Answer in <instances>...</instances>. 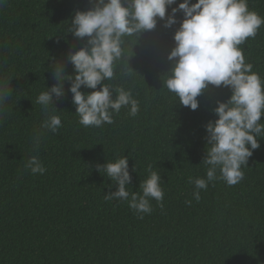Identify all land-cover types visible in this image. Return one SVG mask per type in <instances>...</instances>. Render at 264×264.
Returning <instances> with one entry per match:
<instances>
[{
  "label": "trees",
  "instance_id": "16d2710c",
  "mask_svg": "<svg viewBox=\"0 0 264 264\" xmlns=\"http://www.w3.org/2000/svg\"><path fill=\"white\" fill-rule=\"evenodd\" d=\"M91 7L89 0L0 5V82L12 89L0 118V264H264V136L257 137L260 147L242 167L239 183L217 179L200 190L199 201L193 197L189 177L206 179L209 167L202 163L209 148L205 126L217 119L216 102H227L232 93L210 85L193 111L163 86L179 23L165 28L157 18L154 30L124 37L115 76L103 82L131 92L139 105L136 116L128 106L113 114L112 124L81 125L68 81L66 95L54 98L58 113L36 103L57 83L56 62L74 75L69 51L85 47L87 38L76 39L67 28L76 11ZM248 7L264 17V0H248ZM239 47L264 80V25ZM127 62L135 72L126 76ZM51 115L62 121L55 133L41 128ZM37 132L43 138L34 150ZM32 156L46 168L43 175L25 170ZM124 156L130 193L142 194L139 185L149 168L161 176L164 197L150 200V214L104 198L117 186L97 165Z\"/></svg>",
  "mask_w": 264,
  "mask_h": 264
},
{
  "label": "clouds",
  "instance_id": "9594fccd",
  "mask_svg": "<svg viewBox=\"0 0 264 264\" xmlns=\"http://www.w3.org/2000/svg\"><path fill=\"white\" fill-rule=\"evenodd\" d=\"M4 2L0 0V5ZM89 3L90 10L76 11L67 28L74 38H87L85 47L69 51L67 59L74 66V75H66L63 63L56 62L54 79L57 83L39 94L36 103L45 112L51 108L58 113L52 107L54 98L58 100L66 95L64 83L68 81V91L81 125L99 128L112 124L113 114L128 106L129 114L136 116L139 105L131 92L114 89L103 82L115 76V62L121 60L125 52L124 37L138 38L143 32L154 30L157 18L164 21L165 28L179 23L173 36L175 47L167 57L172 67L165 74L163 86L176 94L180 105L193 111L199 108L198 97L210 85L229 88L232 93L227 102H216L212 111L217 119L205 126L209 148L202 163L209 167L206 179L189 177V182L195 185L193 197L199 201L200 190H206L208 184L217 179L230 186L239 183L244 176L242 167H247L253 150L260 147L257 137L264 136V123H261L264 80L252 71V64L245 62L239 46L248 38L256 37L264 25V17L249 10L248 0H196L195 3L183 0L178 7H172L177 0H89ZM169 8L171 12L166 16ZM177 13L183 14L182 21L176 19ZM128 62L126 76L135 72ZM82 87L92 91L82 92ZM11 92L8 84L0 82V118ZM60 127L59 115H51L41 124L42 129L53 133ZM42 138L43 133L37 132L33 138L34 150L39 148ZM24 168L32 175L46 172L37 156L30 157ZM97 170L106 173L117 186L115 192L104 195L106 200L128 201L130 209L139 214L152 212L151 199L158 203L163 200L161 176L151 168L149 177L139 185L142 194L127 190L132 179L128 157L97 165Z\"/></svg>",
  "mask_w": 264,
  "mask_h": 264
}]
</instances>
